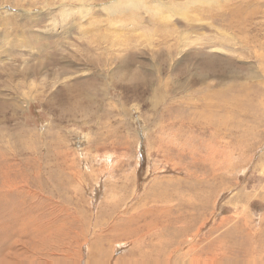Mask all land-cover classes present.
Listing matches in <instances>:
<instances>
[{
	"label": "rangeland",
	"instance_id": "rangeland-1",
	"mask_svg": "<svg viewBox=\"0 0 264 264\" xmlns=\"http://www.w3.org/2000/svg\"><path fill=\"white\" fill-rule=\"evenodd\" d=\"M110 1L76 0L63 22L62 0H0V264H99V251L102 264H137L145 242L133 230L158 219L157 207L187 211L169 252L198 240L194 264H236L238 251L264 264V0H138L120 12ZM225 37V71L195 81L185 55ZM168 45L174 56L163 58ZM73 78L76 99L58 89ZM131 205L146 217L112 230Z\"/></svg>",
	"mask_w": 264,
	"mask_h": 264
},
{
	"label": "bare ground",
	"instance_id": "bare-ground-1",
	"mask_svg": "<svg viewBox=\"0 0 264 264\" xmlns=\"http://www.w3.org/2000/svg\"><path fill=\"white\" fill-rule=\"evenodd\" d=\"M23 1V0H22ZM188 1V0H187ZM192 1V0H191ZM207 2L208 1H212V0H206ZM215 0H213L214 2ZM17 2V1H16ZM48 2V1H47ZM50 2V1H49ZM68 2V3H66ZM190 2V1H189ZM188 2V3H189ZM199 2H202L204 3L205 0H199ZM212 2V3H213ZM18 3V2H17ZM21 3V2H20ZM138 3H140V1L138 0H111L109 3L107 2L106 4H104V8L107 9L108 11H122L124 9H131L133 7H136L138 6ZM151 3V2H150ZM16 4V3H15ZM144 4V3H143ZM176 4V3H175ZM220 4V3H219ZM17 5V4H16ZM76 6V0H62L61 3H59V7H60V14H61V20L63 22H66L69 17H71L75 12H76V7L74 8L73 6ZM145 5V4H144ZM166 7L168 6L167 4H165ZM179 5V4H178ZM206 5V4H204ZM249 5V4H248ZM85 6V7H84ZM184 6V5H183ZM222 6V5H221ZM15 7V6H14ZM44 7V6H43ZM49 7V6H48ZM47 7V8H48ZM174 7V6H173ZM178 7V6H177ZM184 7L187 8V6L185 5ZM210 7V6H209ZM79 10L82 11L83 9H86L87 11L92 9V4L90 2H83L81 3L79 6H78ZM53 9V8H52ZM167 9V8H166ZM174 9V8H173ZM181 9V8H180ZM223 9V8H221ZM24 13H26L29 18L32 20V21H36V19L38 18V15L41 16L40 13H37L38 15H33L31 14L34 13L35 11L34 10H31V12L29 11H26L25 10H22ZM174 11V10H173ZM177 11V10H176ZM179 11V10H178ZM184 12V10H182ZM239 11V10H238ZM48 12V11H47ZM46 12V13H47ZM163 11H160L158 13V16L156 17H160L163 18V19H166L164 16L162 15H165L164 13H162ZM186 12V11H185ZM184 12L183 15H186ZM6 13V11H5ZM19 13V12H18ZM43 14V11L41 12ZM36 14V13H35ZM173 14V13H172ZM176 14V12L174 13ZM180 14V13H179ZM181 14V15H182ZM4 15V14H3ZM44 15V14H43ZM42 15V16H43ZM51 15V14H50ZM123 15V14H122ZM132 15V14H131ZM136 15V14H135ZM5 16V15H4ZM10 16V15H9ZM14 16V15H12ZM125 16V15H124ZM170 16V15H169ZM187 16V15H186ZM131 17V16H130ZM189 17V16H188ZM15 18V17H14ZM20 18V17H19ZM36 18V19H35ZM40 18V17H39ZM140 18V17H139ZM185 18V16H184ZM42 19V18H41ZM40 19V20H41ZM121 19V18H120ZM15 20V19H14ZM13 20V21H14ZM38 20V19H37ZM51 20H53V26H56V24L58 23L57 22V19L56 18H51ZM50 20V22H51ZM139 20V19H137ZM15 22V21H14ZM24 22V21H23ZM45 22V21H44ZM63 22H61L60 24L63 26L62 30L64 34L65 33V30H67V26L65 24H63ZM13 23V22H12ZM16 24V23H15ZM59 24V23H58ZM59 24V25H60ZM136 24V23H135ZM134 24V25H135ZM25 25V23H24ZM71 25V24H70ZM15 26V25H14ZM21 26V25H20ZM50 26V25H49ZM48 27V26H47ZM74 28V26H72ZM137 26H132V30H135ZM27 28V27H26ZM32 28V27H31ZM55 28V27H54ZM76 28V26H75ZM137 29V28H136ZM139 29V28H138ZM22 30V29H21ZM28 30V29H27ZM26 30V31H27ZM61 30V29H60ZM75 30V29H74ZM123 31H125L124 29H122ZM122 30H121V33H122ZM157 30V29H156ZM156 30L154 31H150V35H149V41L151 39H154L155 37V34H156ZM24 31V30H22ZM53 31V30H52ZM55 31V30H54ZM69 31V30H68ZM136 31V30H135ZM31 33V32H30ZM52 33V32H51ZM143 33V32H142ZM19 34H22V33H17L16 35L18 36ZM67 34V33H66ZM174 34V32H173ZM45 35V34H44ZM43 35V36H44ZM47 35V34H46ZM53 35V34H52ZM56 35V34H55ZM65 35V34H64ZM63 35V36H64ZM168 35L171 36V32L170 30L168 31ZM27 36V35H26ZM69 36V35H68ZM113 36H116V34H113ZM120 38L123 39V34H121V36H119ZM9 38V37H8ZM67 38V37H66ZM97 38V37H96ZM39 39V37H38ZM226 39L225 38H222V40H220L221 42H219V44H215V45H212V46H208L211 51H207L204 53V50L202 51V49H200V42H195L194 43V46H195V49H198L197 52H199L198 55L192 53V51H189V53H187L184 57V59L188 60V58L193 55L192 59H195L194 61H192V63H196V66H194L193 68L195 70H197V72L194 74V79H196L195 81H204V79L207 77H210V76H220L222 74V72H224L225 70L223 69V65H224V62L228 59H222V56L219 54L223 51H226V47L227 45L225 43H223L222 41H224ZM21 40V39H20ZM26 40V39H25ZM32 40V39H31ZM67 40V39H65ZM29 41V39H28ZM61 41V40H60ZM63 41V40H62ZM112 41L114 43H116L114 41V39H112ZM176 42H179L180 44H182L183 46H185V48H188V46L192 45L193 43L190 42L189 40V37L186 35L185 32H181L177 38L175 39ZM37 42V41H36ZM39 42V41H38ZM64 42V41H63ZM176 42H174L176 44ZM227 42V41H225ZM229 42H233V41H229ZM227 42V44L229 43ZM242 42H246V40L242 41ZM248 42V41H247ZM23 43H25V41H23ZM49 43V42H48ZM70 43V42H68ZM249 43V42H248ZM247 43V44H248ZM120 44H123L122 41H120ZM236 44V43H235ZM22 45V44H21ZM50 45H53L52 49H55V51H58L57 49L60 47H57V45L54 44V42L51 44L49 43V46ZM70 45V44H69ZM73 45V44H72ZM71 45V46H72ZM172 45V43H171ZM171 45H168V47L165 49V54L162 53V57H167V58H172L174 56L173 54V51H171L170 49L168 50V48L171 46ZM48 46V45H47ZM249 46V44H248ZM252 46V45H251ZM250 46V48H251ZM68 47V46H66ZM43 48V47H42ZM45 48V47H44ZM49 48V47H48ZM249 48V49H250ZM34 49V48H33ZM46 49V48H45ZM50 49V48H49ZM233 50L236 49V47L234 46L233 44V47H232ZM36 50V49H35ZM95 50V49H94ZM223 50V51H222ZM203 52V53H202ZM210 52V53H209ZM255 54L256 56H258V58L264 62V54H261V55H258L259 52H257V50H255ZM173 54V55H172ZM155 55V53H154ZM74 58V57H73ZM72 58V59H73ZM226 58V57H225ZM202 59V60H201ZM46 60V59H45ZM201 60V61H200ZM212 60V61H210ZM216 61V63L213 64V62ZM222 61V62H221ZM29 62V61H28ZM72 62V61H71ZM73 64L75 62H72ZM251 66V65H250ZM27 69V68H26ZM190 66H188V69H187V72L189 70L190 72ZM33 71H30V70H23L21 71L22 73H20V75L22 74L23 76L25 75H28L30 74H37L38 71H37V68H32ZM75 71V70H74ZM73 71V73H74ZM186 71H184L183 73L186 74L187 73ZM56 73V72H55ZM72 73V72H71ZM58 74V73H57ZM61 74V73H60ZM76 74V73H75ZM73 75V74H72ZM59 76V75H58ZM56 76V78L58 77ZM22 77V76H21ZM26 77V76H25ZM182 79V78H181ZM73 81H75V79L73 78L71 80L72 84L68 83L66 86L67 88L66 91L67 93H63V89L61 87H59V91H60V94H68L69 96H72L73 98H70V99H76V81L73 83ZM148 81V80H147ZM179 81V80H178ZM189 81V80H188ZM150 82V81H149ZM175 82V81H174ZM180 82V81H179ZM188 83V82H187ZM196 83V82H195ZM70 84V85H69ZM175 84V83H174ZM181 84V83H180ZM150 85V84H149ZM208 85V84H207ZM75 89V90H74ZM59 93V92H58ZM70 93H72L70 95ZM75 94V95H73ZM68 95H67V98H68ZM66 98V99H67ZM210 105V104H209ZM226 134V133H225ZM134 206H128L127 208H125L123 211H120L121 213H119L118 217L113 220V224L111 225V227L113 228L112 230H114V227H116L118 224H121L125 229H131L132 227H135L137 226L142 219H144L148 213V211H144V212H141V213H134L135 212V209H133ZM150 208V207H149ZM160 207H157V210L159 212V217L158 219H154V220H151L150 222L146 223L144 226H137L135 228L134 231V235H136L137 239L138 240H141L143 239L145 243H139L140 245H144V250L142 253H138L137 251L138 250H134L133 249V252H132V257L131 259L129 260L130 262H133V263H137L139 264H144V263H147V262H143L144 260L146 261L145 257L148 255L149 256V259L151 258V264H178V262L181 260L180 263L182 264H194V260H199V258H194L193 259V256L195 254V251L198 250V248L200 247V244H199V241L198 240H195L194 243L190 244V241L186 240V241H183V243H181V245H178L176 247H174V249L172 251L169 252L170 249H168L170 247V245H172L174 243V238L175 236H170L169 233L172 232V226L174 224H178V222L180 221V219H185L186 216H188L187 214H185L184 212H179L178 214H175L173 216H171L172 212L171 211L170 213H166L163 209H159ZM118 209V208H117ZM115 209V212H117ZM127 209H130L132 215L131 216H127L125 218H121V216L127 211ZM150 209H153V208H150ZM182 210V208H181ZM177 212V211H176ZM177 215V216H176ZM177 217H180V218H177ZM119 222V223H118ZM188 222V221H187ZM190 222V221H189ZM187 224V223H186ZM178 226V225H177ZM176 226V227H177ZM184 226V225H182ZM180 226V227H182ZM239 227H242L241 223H236L232 229H228L227 231H225L223 237L225 239V237L227 236H230L232 235V233ZM178 228V227H177ZM212 229H214L216 231V227H213ZM181 230V229H180ZM198 230V229H197ZM214 230H211V233L214 231ZM185 231V230H184ZM169 235V236H168ZM198 234L195 233L194 234V237H197ZM193 237V238H194ZM205 240H207L208 238L205 236L204 237ZM162 241H164V245L161 246L162 244ZM192 241V240H191ZM204 242V241H203ZM137 245V243H135ZM186 248H184V246H186ZM230 246V245H229ZM232 247V246H230ZM132 251V249L130 250V252ZM179 251V252H177ZM175 252L180 253L178 255L175 254ZM216 250L214 249V244L213 243H210L208 244L207 246L201 248L200 250V256L203 258V259H209L212 257L213 253H215ZM99 259H94V261H97L99 264H102L103 263V259H102V252L99 251ZM140 259H139V257ZM174 257V258H173ZM235 257H236V264H257V259L256 258H253L251 260H248L247 263H242V259L239 257V251L235 253ZM150 262V261H149ZM154 262V263H153ZM226 263V262H225ZM228 264V263H227Z\"/></svg>",
	"mask_w": 264,
	"mask_h": 264
}]
</instances>
